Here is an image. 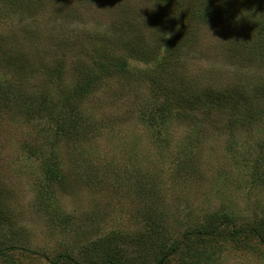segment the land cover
Masks as SVG:
<instances>
[{
  "label": "rangeland",
  "instance_id": "obj_1",
  "mask_svg": "<svg viewBox=\"0 0 264 264\" xmlns=\"http://www.w3.org/2000/svg\"><path fill=\"white\" fill-rule=\"evenodd\" d=\"M228 1L232 18L188 35L160 0H0V264L84 263L92 246L157 264L180 243L168 264H264L263 238L228 232L264 222V39ZM237 90L236 112L208 98Z\"/></svg>",
  "mask_w": 264,
  "mask_h": 264
},
{
  "label": "trees",
  "instance_id": "obj_2",
  "mask_svg": "<svg viewBox=\"0 0 264 264\" xmlns=\"http://www.w3.org/2000/svg\"><path fill=\"white\" fill-rule=\"evenodd\" d=\"M14 2H11L10 4L13 5ZM235 4H239V7L244 6L243 4L248 7V10L253 12L251 14V17H259V24H260V33H258L260 38L264 39V13L262 14H256L255 11H257L254 7V1L252 0H234ZM258 8H264L262 3L256 2L255 4ZM155 7L159 10V13L161 14V21L169 24V19H172V22L174 23L172 31L175 29V27L181 22L180 17L183 16L184 23H183V29L182 32H186L188 35H191L193 30L195 29V26L201 27L202 29H209L214 28L217 26V22L224 23L227 21V19L232 18L234 15L232 9L233 7L229 3L228 0H214L209 3H200V0H160L159 3L155 5ZM252 24V23H250ZM215 25V26H214ZM213 26V27H212ZM168 28V27H167ZM175 35H170L168 38V43L171 47V53L169 58L175 57V55L178 54L179 48L173 44V41H176ZM133 41V40H131ZM142 44V41L134 40V42L129 45L128 49L131 50L134 53H138L140 48L139 45ZM140 59H143L140 57ZM109 61V59H106ZM165 61V60H164ZM262 64L264 66V60H262ZM21 65V64H20ZM116 66L117 69L124 70V65L122 64H114L111 61L104 62L102 64V67L104 70H108L110 66ZM24 66V65H23ZM59 69V68H58ZM57 69V72H58ZM239 93V94H237ZM257 93H260L262 98L264 99V86H262L260 89H258ZM172 94V93H171ZM185 93V95H182V97L175 100L180 106H189V104H193L196 101V97L194 93H191L192 95L188 96ZM254 97H258L260 99V96L256 93L253 94ZM211 102L216 106L217 104L221 107H227L229 112H236V106L239 100H245L247 98L246 93H240V91H236V95H230L227 92H221V93H213L208 97ZM230 104L234 105V107H230ZM251 108V107H250ZM246 112L247 117L250 119V117H256L255 111L253 110V107L250 110H247ZM220 229L218 227H212L209 228H203L200 230L196 237L201 240H207L211 237H215L218 235ZM264 222L261 223L259 226H253L248 228L245 232H242L238 230H233L229 228V234L232 239H239L240 235L242 233H245L247 236H253L256 238H263L264 239ZM263 236V237H262ZM186 239L185 241H188L190 238L189 235H185ZM183 245L175 244L172 248L166 251H160L159 259L157 260V264H168L169 256H174L176 254H179L182 250ZM98 248L101 247H90L87 248L85 251V256L87 261L86 262H80L79 260L75 259L73 255L71 254H65L60 255L59 257L55 258L53 261V264H126V261L123 263L121 251H124L126 253L127 248L120 249L119 247H116L112 250V254L106 259V260H99V261H93L91 260V255L94 250H100ZM128 250V249H127ZM35 254V253H33ZM0 255L5 257L7 255V250L3 248V250L0 251ZM122 256V257H121ZM121 257V260L119 259ZM102 261V262H100ZM99 262V263H98ZM128 264H139L135 260L134 262L129 261Z\"/></svg>",
  "mask_w": 264,
  "mask_h": 264
},
{
  "label": "clouds",
  "instance_id": "obj_3",
  "mask_svg": "<svg viewBox=\"0 0 264 264\" xmlns=\"http://www.w3.org/2000/svg\"><path fill=\"white\" fill-rule=\"evenodd\" d=\"M177 30H178V28H177ZM158 34H159V40H160V39H161V34H160V33H158ZM169 35H170V34H163V38L166 39V38L169 37ZM159 40H158V41H159ZM161 50H166V49H165L164 47L161 46Z\"/></svg>",
  "mask_w": 264,
  "mask_h": 264
}]
</instances>
